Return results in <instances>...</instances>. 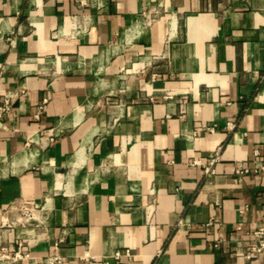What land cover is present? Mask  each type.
<instances>
[{
	"label": "crops",
	"instance_id": "crops-1",
	"mask_svg": "<svg viewBox=\"0 0 264 264\" xmlns=\"http://www.w3.org/2000/svg\"><path fill=\"white\" fill-rule=\"evenodd\" d=\"M8 94L0 264H264V0H0Z\"/></svg>",
	"mask_w": 264,
	"mask_h": 264
},
{
	"label": "built area",
	"instance_id": "built-area-1",
	"mask_svg": "<svg viewBox=\"0 0 264 264\" xmlns=\"http://www.w3.org/2000/svg\"><path fill=\"white\" fill-rule=\"evenodd\" d=\"M11 107H12V96L8 94L4 99L3 105L0 107V114H4L10 111ZM228 127L229 128L234 127V123L229 122ZM256 153L258 154L259 151L256 150ZM218 159H219L218 154L208 159L207 163L204 166L205 172L207 174L213 172V165ZM193 162L195 164L201 163L198 160H194ZM261 169L264 170V165L261 167ZM249 171H250L249 168H246L241 163H238L237 172L245 173ZM23 209L29 212L31 211V207L29 206H24ZM252 237H253V241L250 244H248L245 248L241 249L240 251H237V254L239 256L245 257L247 259H255L264 255V225L254 229L252 231ZM10 258L13 261H17L19 259H22L23 255L21 254V252L18 251L14 255L10 256ZM60 259L61 257L59 255H54L47 259H44L39 264H57L60 261Z\"/></svg>",
	"mask_w": 264,
	"mask_h": 264
},
{
	"label": "rangeland",
	"instance_id": "rangeland-1",
	"mask_svg": "<svg viewBox=\"0 0 264 264\" xmlns=\"http://www.w3.org/2000/svg\"><path fill=\"white\" fill-rule=\"evenodd\" d=\"M30 212L29 211H27V210H25V209H22V211H21V217H23V218H29L30 216Z\"/></svg>",
	"mask_w": 264,
	"mask_h": 264
},
{
	"label": "bare ground",
	"instance_id": "bare-ground-1",
	"mask_svg": "<svg viewBox=\"0 0 264 264\" xmlns=\"http://www.w3.org/2000/svg\"><path fill=\"white\" fill-rule=\"evenodd\" d=\"M34 214L36 215V212H34Z\"/></svg>",
	"mask_w": 264,
	"mask_h": 264
}]
</instances>
